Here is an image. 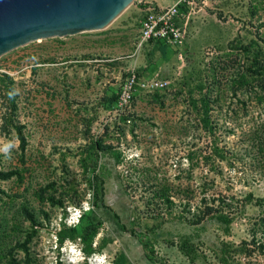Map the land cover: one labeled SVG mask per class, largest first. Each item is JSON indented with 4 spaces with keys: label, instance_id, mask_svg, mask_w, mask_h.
<instances>
[{
    "label": "rangeland",
    "instance_id": "374dc122",
    "mask_svg": "<svg viewBox=\"0 0 264 264\" xmlns=\"http://www.w3.org/2000/svg\"><path fill=\"white\" fill-rule=\"evenodd\" d=\"M143 1L101 29L32 41L0 56L16 104L12 109L0 82V171L13 172L0 179L1 251L23 257L25 244L31 264H151L146 253L154 264H264V151L250 136L264 123V108L215 88L222 96L213 111L215 136L226 158L207 162L199 156L209 136L192 108L196 92H189L196 73L205 86L213 76L225 80L232 69H221L222 62L244 58L234 45L264 36V0H196L181 9L182 44L138 46ZM124 87L129 98L118 106ZM91 139L109 150L97 157ZM162 186L171 205L155 195ZM50 195L61 204L50 203ZM205 204L230 213L229 224L209 216L194 222ZM90 207L102 223L87 255L79 239L60 242L58 233ZM139 231L146 233L141 240Z\"/></svg>",
    "mask_w": 264,
    "mask_h": 264
},
{
    "label": "trees",
    "instance_id": "16d2710c",
    "mask_svg": "<svg viewBox=\"0 0 264 264\" xmlns=\"http://www.w3.org/2000/svg\"><path fill=\"white\" fill-rule=\"evenodd\" d=\"M184 7H181L184 10ZM160 43V42H157ZM164 44V43H162ZM166 45V44H165ZM235 49L241 50L244 54L243 59H239L237 57L232 58L228 61L222 62L220 68L223 70L232 69L229 76H225V80H217L214 77L211 82H206L207 85H204L203 79L199 77V73H196L194 77L195 83L192 85V88L189 89V92H196V95H192L191 104L194 111L197 112V116L199 121L201 122V126L204 129V132L209 136V149L202 153L201 159L203 161H211L215 162V160H221L226 158L225 156V148L222 144L218 142V138L216 135V130L218 129L217 121L213 118V111L218 108V105L221 102L222 96L219 91L215 95H213V90L219 85L225 86L226 90L231 93L234 97H236V101L241 105H246L248 101H253L257 105H260L264 108V36H259L258 38L251 39L247 43H241L240 45H234ZM242 58V57H241ZM223 65V66H222ZM197 76V78H196ZM224 76V75H223ZM197 81V82H196ZM206 81V80H205ZM0 82L3 84V88L6 91L7 95L11 99L12 109H16V104L13 100L14 98V82L11 77L6 73H0ZM219 88V87H218ZM239 93H242L245 98H240L238 96ZM114 100H117V95L113 96L109 99H105L104 102L110 105ZM7 120L3 118V124H7ZM90 124V122H89ZM14 125L17 134L19 136L20 145L24 148L26 144L25 137L22 135L20 125ZM252 141L256 143L258 149L260 151H264V123H260L258 127L251 131L250 133ZM91 149L96 153L95 155L98 157V152H106L109 150V145L103 144L101 139H91L90 141ZM13 172L12 171H0V179L8 178ZM99 182V183H98ZM101 185L102 190V179L95 175V184ZM42 189L39 192L40 199H43L44 196L42 194ZM156 197L163 201L165 205H171L172 201L166 192V188L162 186L155 191ZM95 200L93 205L97 203L98 193L95 191ZM103 193H101L102 197ZM104 197V195H103ZM47 200L52 204H61L60 201H56L53 195L47 197ZM102 200V198H101ZM205 200V199H203ZM213 202H215V197L212 198ZM225 198H219L218 202H220V208L223 207V202ZM259 206H264V198L258 200ZM76 205H80L79 202ZM217 205L205 204L204 210L200 213H197L196 219L194 222H200L205 217L209 216L213 220L224 221L226 224H229L231 220L230 213L223 211L222 209H218ZM30 220H33V215H29ZM80 220L74 224L73 226L64 225L58 235L59 241L62 242L65 238H69L73 241L79 239V242L82 243L83 251L89 255L94 249L92 248L93 239L97 233L99 225L102 223V219L96 213L93 207H90L87 211H84L82 215L79 216ZM116 217L120 220V216L116 213ZM259 230L261 231L262 236H264V216L260 218L259 221ZM121 226L125 228V230H129L130 232L135 233V229L127 228L124 225V222H121ZM139 239L144 236L145 232H137ZM21 249L24 251L23 257H17L13 254V249L9 248L7 251H1L0 248V264H31L30 257L28 253V249L25 244L19 245ZM259 247L264 248V245L261 244ZM146 260L148 263L154 264L150 256L145 254Z\"/></svg>",
    "mask_w": 264,
    "mask_h": 264
},
{
    "label": "water",
    "instance_id": "95a60500",
    "mask_svg": "<svg viewBox=\"0 0 264 264\" xmlns=\"http://www.w3.org/2000/svg\"><path fill=\"white\" fill-rule=\"evenodd\" d=\"M134 0H0V56L29 42L101 29Z\"/></svg>",
    "mask_w": 264,
    "mask_h": 264
},
{
    "label": "built area",
    "instance_id": "2783aa9c",
    "mask_svg": "<svg viewBox=\"0 0 264 264\" xmlns=\"http://www.w3.org/2000/svg\"><path fill=\"white\" fill-rule=\"evenodd\" d=\"M220 1V0H213ZM199 2L206 4V0ZM196 0H174L169 5H158L151 2L144 6V16L140 20L138 46L144 43H164L169 46L180 45L184 38V29L179 24L185 12L183 6L192 7ZM158 84V83H156ZM132 86V85H131ZM130 89V86L128 87ZM123 88L118 100V106H122L129 98V89Z\"/></svg>",
    "mask_w": 264,
    "mask_h": 264
},
{
    "label": "crops",
    "instance_id": "0c3cea01",
    "mask_svg": "<svg viewBox=\"0 0 264 264\" xmlns=\"http://www.w3.org/2000/svg\"><path fill=\"white\" fill-rule=\"evenodd\" d=\"M174 0H144L143 2L145 3L143 6L146 5V3L151 2L154 4H158V5H169L173 2ZM142 5V4H141ZM139 7V6H138ZM148 43V42H147Z\"/></svg>",
    "mask_w": 264,
    "mask_h": 264
}]
</instances>
